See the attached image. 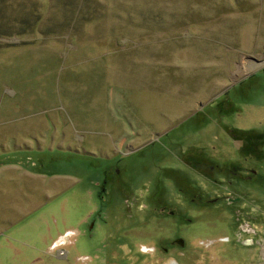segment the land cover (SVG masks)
Masks as SVG:
<instances>
[{
	"label": "rangeland",
	"instance_id": "1",
	"mask_svg": "<svg viewBox=\"0 0 264 264\" xmlns=\"http://www.w3.org/2000/svg\"><path fill=\"white\" fill-rule=\"evenodd\" d=\"M263 61L264 0H0V264L94 260L81 230L98 197L108 212L191 221L152 230L188 252L141 261L264 264L252 198L235 222L234 208L199 204L215 193L204 176L222 175L211 163L239 160L236 140L264 126ZM144 224L113 263L153 246Z\"/></svg>",
	"mask_w": 264,
	"mask_h": 264
},
{
	"label": "flooded vegetation",
	"instance_id": "2",
	"mask_svg": "<svg viewBox=\"0 0 264 264\" xmlns=\"http://www.w3.org/2000/svg\"><path fill=\"white\" fill-rule=\"evenodd\" d=\"M263 63L264 61L262 62V64ZM225 130L227 132V130H231V128L228 127L225 128ZM250 130L251 132L247 133L236 131L238 133H244V135H241V137L236 140L238 142V148H236V150L240 156L239 160H234L228 157L224 159L221 163H211L212 165L210 166V169H208L210 173L216 171L218 174L222 173V175H218V177L210 175L209 177H211L212 181L208 180V177L204 176V178L207 179V182L210 187L215 186V188L213 187L215 193L214 195H212V197H210V202H203L200 197L199 204L208 205L206 207H209V210L212 209L213 212L217 207L224 205L225 209L229 211L230 208H234V212L231 215L232 217H230L234 218L235 222L237 220H240L241 216L244 217L243 215H239V206H243L245 202L248 201V199L250 200L252 198V211L258 214L256 216V219L259 220V222H257V225L255 224L256 226L254 224L253 225L259 228L261 221L260 218L263 219L260 216L264 215V211L261 209V205L264 204V143H262L264 140V126L258 127V129L251 128ZM232 135L237 138L236 135ZM250 139L251 142L249 144ZM197 162L198 165L201 164V167H199V169L204 168L205 164L208 163L203 160L200 161V159H198ZM197 172L200 175H203L200 171L197 170ZM115 173H118V171L116 170ZM99 181L100 182L95 183V188L98 189V194H104L106 189L109 188L111 184L108 180V177H103ZM101 203L104 204V212L99 213L98 207L101 205ZM118 205L123 207V203L121 201L118 202ZM110 206L111 205H108V203L105 204L104 198L98 197L95 207L97 208V213L92 215L94 212L93 211L90 215V217L92 218L89 219V221L83 225V228L81 230L82 235H84L83 243H85L86 247L93 248L92 252H95L97 254L94 256L90 255V257L94 258V260L82 264H116L113 263L114 260H110L109 254L111 252L119 254V252H121L125 246L130 250L132 249L135 244L133 240L137 237L136 234L139 235V229L137 228V224L140 223L142 220L146 225L144 224L145 226H140H142L143 228H149L147 230L149 234L148 237L151 238L149 243L153 246L141 244L139 247V250H141L140 253L134 256L136 261H129L130 264H158V262H156L155 260V262L141 261V252L142 254L143 252H150L154 254L158 251L159 253L162 252L166 254L171 251L173 252V254H180V256L188 252L187 250L189 249L186 245L187 243L182 238H178L176 240L177 236H175V234L171 238L165 236H161L156 239L153 238L152 230L154 229L155 225H160V227H162L163 229L171 228L172 232L177 231L178 229L181 230V228L189 226L191 224V221L186 222L185 217L181 214L180 211L177 212L175 210H168L166 213H164L165 210L160 209V211L163 212L161 214L162 216L160 215V217H163V219L157 218L156 220H154L152 219V217L156 218V213H154L153 215L143 214V217L145 218H142L139 217V215H132L126 213L117 214L114 212H108ZM210 206L215 207L213 208ZM196 207L198 208L199 206ZM123 208L125 210V207ZM231 221L232 220H228V224H230ZM155 222L156 224H154ZM163 222L166 223L163 224ZM216 226H219V224H217ZM232 226L233 225L231 224L229 227ZM238 226L239 225H237V227ZM103 228L107 229V232L112 231V234L108 236L109 238H106V241L101 240L100 237L98 238V235L102 232ZM162 228H160L161 232ZM72 233L74 234L75 231L71 230L65 235L66 237H68L70 235H73ZM60 236L62 237H60L54 245L52 244V246L49 247L50 251L57 252V257L63 255V251H65L63 248H60L58 246L60 243L64 244L62 242L65 241L64 234ZM96 238H98V242L95 241L97 240ZM102 243H105V245H103ZM95 256L98 258L96 259ZM173 264L178 263L173 261Z\"/></svg>",
	"mask_w": 264,
	"mask_h": 264
},
{
	"label": "bare ground",
	"instance_id": "3",
	"mask_svg": "<svg viewBox=\"0 0 264 264\" xmlns=\"http://www.w3.org/2000/svg\"><path fill=\"white\" fill-rule=\"evenodd\" d=\"M259 62L258 63H249V64H247L246 66H247V68H248V70H250V69H252V68H256V67H258L259 65ZM58 244V243H57Z\"/></svg>",
	"mask_w": 264,
	"mask_h": 264
},
{
	"label": "trees",
	"instance_id": "4",
	"mask_svg": "<svg viewBox=\"0 0 264 264\" xmlns=\"http://www.w3.org/2000/svg\"><path fill=\"white\" fill-rule=\"evenodd\" d=\"M250 142H251V139L249 140V144H250ZM262 143H264V140H263V142Z\"/></svg>",
	"mask_w": 264,
	"mask_h": 264
},
{
	"label": "crops",
	"instance_id": "5",
	"mask_svg": "<svg viewBox=\"0 0 264 264\" xmlns=\"http://www.w3.org/2000/svg\"><path fill=\"white\" fill-rule=\"evenodd\" d=\"M52 243H53V241H52ZM52 243H51V244H52ZM51 244H50V245H51ZM50 245H49V247H50Z\"/></svg>",
	"mask_w": 264,
	"mask_h": 264
}]
</instances>
